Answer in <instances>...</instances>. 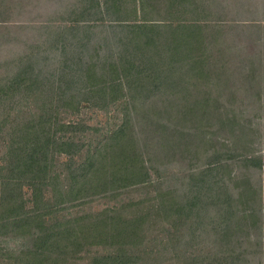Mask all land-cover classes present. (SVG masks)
Returning <instances> with one entry per match:
<instances>
[{
  "label": "trees",
  "instance_id": "obj_1",
  "mask_svg": "<svg viewBox=\"0 0 264 264\" xmlns=\"http://www.w3.org/2000/svg\"><path fill=\"white\" fill-rule=\"evenodd\" d=\"M215 3L61 0L59 17L0 20V180L12 179L33 150L47 157L44 177L32 183L46 187L34 210L9 213L0 190V264L245 261L235 235L249 213L238 216L235 206L255 204L258 191L237 177L238 196H230L223 162L237 154L223 139L216 146L211 132L238 138L245 129L217 101L234 99L231 83H248L252 104L264 110V0L237 6L250 17L240 20L224 18L226 6ZM25 30L36 42L17 57L13 33ZM115 102L124 111L107 134L65 120L80 104L105 110ZM201 154L206 161L196 165ZM166 158L182 170L162 187ZM95 197L111 203L60 212ZM207 231L209 246L192 243ZM5 238L17 247L4 246Z\"/></svg>",
  "mask_w": 264,
  "mask_h": 264
},
{
  "label": "rangeland",
  "instance_id": "obj_2",
  "mask_svg": "<svg viewBox=\"0 0 264 264\" xmlns=\"http://www.w3.org/2000/svg\"><path fill=\"white\" fill-rule=\"evenodd\" d=\"M215 1L219 3L217 5L220 6V8L226 6L225 12L227 16L225 15L226 17L224 18L240 20L249 19L250 17L245 11L236 10L237 6L241 7V5L245 4L246 7H249V3H259L261 0ZM62 4L61 0H0V20L25 24L27 22L35 23L47 17H59L60 14H53V12L57 6L60 7ZM219 11L222 12L221 9ZM13 35L16 36L14 37L16 41L15 44H13L11 53L17 57L24 52V43H35L36 41L34 40L37 37V33L26 30L13 33ZM64 54L65 52L55 57L60 59ZM46 56L50 58V61H54L51 55ZM5 57V52H0V59ZM1 71L2 68H0V72ZM231 84L232 88L230 87V89L235 90L234 99L224 101L223 98L220 97L217 101L220 107L222 106L227 109L226 111L228 114H234L239 126L241 125L245 129L243 133L239 135L241 138H237V133L234 131L222 134L214 129L211 132V139L216 146H218L217 143L220 139L225 140V148L234 152L235 155L237 154L236 159H227L223 162L227 166L226 170L229 168V173H226L225 176L230 177V180L227 179L226 181L230 196L232 198H237L238 194L233 187L234 181H240L242 178H249L252 183V188L258 191L259 200L251 206L248 205L246 207L240 199L236 201L235 213H237L238 216H241L244 212L249 213V215L246 218H240L241 221L239 219L240 229L236 232L235 237L240 242L239 250L245 260L242 264H264V110H258L256 107L258 105L252 104V95L249 96L250 91L248 92L247 87L248 83ZM157 106H159V104H157ZM122 111H124L123 104L117 102L107 107L105 110L88 108L85 104H80L72 114L65 118V120L69 123L84 122L86 126L99 129V135L102 133L107 134L114 129L115 125L117 126V124L120 123ZM219 111L224 112L221 108ZM55 156L59 161L65 158L64 154H56ZM224 156H228V153H225ZM46 158L45 153H39L33 150L30 152L25 165L12 179L9 181L0 180V190L3 191V197L11 202L7 208L9 213L32 211L37 207L41 194L45 192L46 187H39L37 183L32 187V183L36 179L44 177L45 171L42 170L41 162ZM186 158L190 159V162L194 160L191 154H187ZM175 160L176 159L172 158L163 160V163L169 162L167 164L168 168H165L163 163L158 166L162 187L168 186L169 182L173 181L169 176L171 172H181L182 170L179 168L180 163H176ZM183 161L186 162L187 165V160ZM204 161L206 160L203 158V154H201L198 160L195 159L196 165ZM237 177H240V179H236ZM110 203L111 200L109 198L95 197L91 199L90 202H81L73 205L65 203L60 212L65 216H74L84 212L95 211L99 207ZM208 212V218L211 217L209 220H214L212 212ZM252 214L254 216H252ZM245 219H247V222H245ZM200 235V237H194L192 243L194 244L195 241H198V245L202 247L209 246L212 240V232L207 231L203 234L200 232ZM5 239L7 240L4 246L8 245L10 248L13 246L15 248L17 247L18 240L12 241L10 238ZM244 239L252 242V248L248 247L246 243L241 242ZM162 264L174 263L168 261Z\"/></svg>",
  "mask_w": 264,
  "mask_h": 264
}]
</instances>
